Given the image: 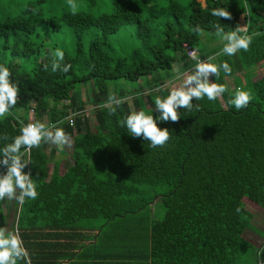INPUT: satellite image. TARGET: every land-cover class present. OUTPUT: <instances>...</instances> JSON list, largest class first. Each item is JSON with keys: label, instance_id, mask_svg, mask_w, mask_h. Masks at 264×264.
Wrapping results in <instances>:
<instances>
[{"label": "trees", "instance_id": "16d2710c", "mask_svg": "<svg viewBox=\"0 0 264 264\" xmlns=\"http://www.w3.org/2000/svg\"><path fill=\"white\" fill-rule=\"evenodd\" d=\"M97 1L75 2L74 15L56 0H0V66L19 86L17 104L0 118V149L28 124L29 107L36 122H56L74 141L62 171L66 152L54 144L42 142L22 157L38 196L12 201L6 229H18L31 264H264V242L259 248L242 237L251 229L264 238L242 201L264 210V75L253 79L264 61V0H110L108 12L93 14ZM221 7L231 20L210 14ZM245 9L249 49L221 51L211 61L227 62L231 73L221 69L210 81L227 87L232 76L233 89L179 109L177 123L157 119L170 133L163 147L120 126L132 112L128 100L159 116L154 101L168 95L173 63L180 72L195 69L181 44L196 46L197 27L212 42L220 38L217 26L235 30ZM56 49L64 52L61 64L71 65L66 73L51 70ZM240 79L253 98L237 110L228 102ZM82 84L90 87L80 100ZM110 94L126 100L115 114L104 107ZM87 104L90 116L76 114L68 126L63 118ZM6 171L0 165V175ZM9 201L0 200V227Z\"/></svg>", "mask_w": 264, "mask_h": 264}, {"label": "clouds", "instance_id": "9594fccd", "mask_svg": "<svg viewBox=\"0 0 264 264\" xmlns=\"http://www.w3.org/2000/svg\"><path fill=\"white\" fill-rule=\"evenodd\" d=\"M68 5L72 14L75 15L78 7L75 0H68ZM210 14L226 20L232 19L231 13L223 7L213 8ZM195 31L202 33L203 30L197 27ZM216 34L222 40L227 41L222 48V54L229 56L235 55L240 50L247 51L253 40V35L247 34L246 24L237 26L235 30L229 32H225L223 28L217 26ZM197 52L192 50L189 53L190 59L196 61L194 71L185 74L176 69V79L181 81L180 84L171 88L166 97L157 96L155 98V110L159 112L158 117L154 118L152 114H146L143 110L132 111L123 120L118 121L120 126L125 127L134 137H143L150 141V146L153 148L163 147L170 139V133L167 128L158 127L157 119L177 123L181 117L179 109L191 110L194 107V100L207 97L209 101H213L221 98L228 91L226 85L210 81L209 78L210 76L218 77L221 69L230 74V65L227 62L220 65L211 62L215 57H210L208 61H202ZM63 60L64 52L61 49H56L51 70L53 72H68L71 65H62ZM47 67L44 65L45 69ZM10 77V70L0 66V118L6 117L19 99V86L14 84ZM252 98L249 91L240 88L235 91L228 103L240 110L246 108ZM125 102V99L110 94L104 107L109 110L110 114H115L117 108ZM195 107L199 110V105H195ZM70 123L74 124V121H70ZM3 139L8 140L7 134L3 136ZM42 142L54 144L60 151H63L66 146L71 147L74 143L62 128H50L42 122L23 125L20 134L11 143L0 149V165L7 168L6 173L0 175V200L7 197L9 200L15 199L20 205H23L26 198H37L38 192L31 174L23 171L29 161L22 158L25 153L21 152V148L23 147L25 152H30L33 147H39ZM17 191H19L18 195ZM19 260L31 264L29 253L23 246L18 229L8 231L6 228L0 227V264H17Z\"/></svg>", "mask_w": 264, "mask_h": 264}, {"label": "rangeland", "instance_id": "374dc122", "mask_svg": "<svg viewBox=\"0 0 264 264\" xmlns=\"http://www.w3.org/2000/svg\"><path fill=\"white\" fill-rule=\"evenodd\" d=\"M56 1L57 2H63L64 4H67L68 5V0H56ZM77 1H79V0H75V2H77ZM198 1L202 3V0H198ZM109 7H110V0H98L95 5L91 6V8H89V11L92 12L93 14H99L100 12H108L109 11ZM86 10H88V9L86 7L85 8L83 7V11H86ZM208 39H209L208 32L202 31V33H199V41H198V43L195 46V48L197 49L198 52L201 51L203 53L205 51V49H207L209 47L210 48L211 47H214V45L217 46V42L215 40L212 41V42H210L211 40L208 41ZM45 40H46V38H45ZM218 40H220V38H218ZM204 46L207 47V48H205ZM216 57H215V59H216ZM178 66H179L178 64L173 63V67L172 68H173V71L175 72V75H176V71L175 70L179 68ZM255 71H256V75L257 76L264 75V63L263 64L261 63L259 66L256 65ZM180 73L189 74L188 71H184V72H180ZM180 82L181 81L180 80H177L176 79V76H175V80L172 81V82L166 83L164 85V87H167L169 89V91H170L171 88L178 86L180 84ZM235 83H236V80L232 76L229 77L227 79V82H226L227 87L229 89H233L235 87ZM240 83H241L242 89L243 88H244V90H248L249 89L248 87L245 86L246 85V81H244L243 79H240ZM135 85L136 84H134V83H127L125 85V88L126 89H133L135 87ZM89 87H90V84H89V86L84 85V84H82L80 86V88H79V97H80V100H83L84 98H86L87 91H88ZM128 103H129V109L131 111H137L136 108H133V106L131 105V103H130L129 100H128ZM90 108H91V106H89L88 104L84 106L83 109H85V110H83V116H85V115H86L85 117H87V116L89 117L90 116ZM17 114L22 115V112L21 111H18ZM42 119L44 120L45 118L42 117ZM90 125L91 126L93 125V122L92 121H90ZM69 148L70 147H68V146H66L64 148V151L66 152V154L62 157V159L60 161V163H61V165H60V171H62V169H63L62 168L63 161L69 160V157L67 155V152H68ZM56 156H57V153H55V155L52 156L49 159V162H48V167L49 168L51 167L52 159H54ZM13 200L14 199L10 200L9 203H8V205L3 208V211L6 214V221H5V226H4L5 228H8L9 223H10V221L12 219V214L11 213H12V201ZM242 201L244 202V207L249 212L252 213V218H251L250 223L255 228L259 229L264 234V210L261 209L255 203H253L252 201H250V200H248L246 198L242 199ZM248 230H251V229H248ZM256 234H258V233H256ZM243 235H244V237L247 240H249V242L253 243L254 245H261L260 243L262 242V237H263L261 234H258L260 236L259 237V236L255 235L254 233H252L251 231H247L246 230V231H243Z\"/></svg>", "mask_w": 264, "mask_h": 264}, {"label": "built area", "instance_id": "2783aa9c", "mask_svg": "<svg viewBox=\"0 0 264 264\" xmlns=\"http://www.w3.org/2000/svg\"><path fill=\"white\" fill-rule=\"evenodd\" d=\"M247 19H248V18H247V11H246V9H245V10L242 12L241 17L237 18L238 26H244L245 24H246V26H247ZM181 48H182V51L184 52V54L186 55V57H187L188 59H190V56H189L190 51H192V50L197 51L195 47H193V46L187 44L186 42H183V43L181 44ZM197 53H198V52H197ZM198 56H199V54H198ZM199 58H200V60H202V61H207L205 58H201L200 56H199ZM190 60H192V59H190ZM192 61L194 62V63H193V68H195L196 61H194V60H192ZM83 110H85V109H83ZM83 110H77L76 112H73V113L67 114V115L63 118V120L66 121V123H67L68 126H72L73 124H71L70 121H74L73 119H74V116H75L76 114L82 116V115H83ZM27 121H28V123L36 122L35 119H34V112H33L32 107H29L28 110H27ZM40 122L44 123L46 126H48V127H50V128H55V126H56V124H57L56 122H54V123H49V124H46V123L43 122V121H40ZM24 152H25V150H24ZM27 154H28V152H25V154H24V155H25V159L27 158Z\"/></svg>", "mask_w": 264, "mask_h": 264}, {"label": "crops", "instance_id": "0c3cea01", "mask_svg": "<svg viewBox=\"0 0 264 264\" xmlns=\"http://www.w3.org/2000/svg\"><path fill=\"white\" fill-rule=\"evenodd\" d=\"M202 2H203V0H202ZM201 3V2H200ZM241 15H242V13H240L239 15H238V18L239 17H241ZM216 42H217V46L216 45H214V47H212V48H207V47H205V48H207V49H205V51L203 52V57L204 58H206L207 59V61H208V59L210 58V57H216V56H218L220 53H221V51H222V48L224 47V45H225V43H227V41H224V40H222L221 38H220V40H215ZM219 50V53L217 52ZM263 64L264 63V61H262V62H260V63H258V64H256V65H260V64ZM256 65H255V67H253V79H256V78H258V77H260V76H257L256 75V71H255V68H256ZM240 74H241V72H238V73H236V76H240ZM176 76V75H175ZM251 231L252 233H254L255 235H257V236H259L258 234H256L255 233V231H253V230H248V229H245L244 231ZM259 230V229H258ZM264 235V234H263ZM242 237H243V239H245V241H247V242H249V240H247L245 237H244V235H243V232H242ZM260 237V236H259ZM263 242H264V238L262 237V242L260 243L261 245L263 244ZM249 243H251V242H249ZM252 245H254L253 243H251ZM261 245H254V246H256V247H259L260 248V246Z\"/></svg>", "mask_w": 264, "mask_h": 264}]
</instances>
